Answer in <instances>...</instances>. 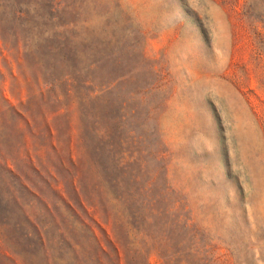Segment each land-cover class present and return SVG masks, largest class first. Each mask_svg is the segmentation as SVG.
<instances>
[{
  "label": "rangeland",
  "instance_id": "1",
  "mask_svg": "<svg viewBox=\"0 0 264 264\" xmlns=\"http://www.w3.org/2000/svg\"><path fill=\"white\" fill-rule=\"evenodd\" d=\"M0 264H264V0H0Z\"/></svg>",
  "mask_w": 264,
  "mask_h": 264
}]
</instances>
